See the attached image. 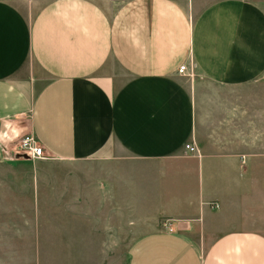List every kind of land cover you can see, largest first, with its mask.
Masks as SVG:
<instances>
[{
  "label": "crops",
  "instance_id": "obj_1",
  "mask_svg": "<svg viewBox=\"0 0 264 264\" xmlns=\"http://www.w3.org/2000/svg\"><path fill=\"white\" fill-rule=\"evenodd\" d=\"M19 3L0 0V256L264 264V0Z\"/></svg>",
  "mask_w": 264,
  "mask_h": 264
},
{
  "label": "built area",
  "instance_id": "obj_2",
  "mask_svg": "<svg viewBox=\"0 0 264 264\" xmlns=\"http://www.w3.org/2000/svg\"><path fill=\"white\" fill-rule=\"evenodd\" d=\"M178 72L191 76L193 74V62L190 60L186 63H182L178 67ZM17 147L19 151H22L31 159L43 158L45 156L43 147L32 132H27L19 136L17 140ZM184 149L189 153H195L197 151V148L193 145V143H185ZM161 225L164 229L172 231L170 219H163Z\"/></svg>",
  "mask_w": 264,
  "mask_h": 264
},
{
  "label": "rangeland",
  "instance_id": "obj_3",
  "mask_svg": "<svg viewBox=\"0 0 264 264\" xmlns=\"http://www.w3.org/2000/svg\"><path fill=\"white\" fill-rule=\"evenodd\" d=\"M22 6L23 9L27 12V17L29 19L32 18L34 11H35V7L33 6V4H31V0H18ZM260 83H264V77L260 80ZM260 83H256L254 86L255 87H264V84H260ZM261 85V86H260ZM163 220V219H162ZM162 220L160 221V224L162 222ZM131 243V240L129 238H125V240L123 241V248H124V252L126 253L127 248L129 247ZM33 257H20V256H0V264H28V262L30 263Z\"/></svg>",
  "mask_w": 264,
  "mask_h": 264
}]
</instances>
